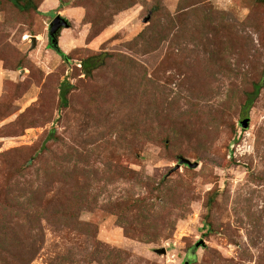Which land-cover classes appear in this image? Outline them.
Instances as JSON below:
<instances>
[{"label": "rangeland", "instance_id": "obj_1", "mask_svg": "<svg viewBox=\"0 0 264 264\" xmlns=\"http://www.w3.org/2000/svg\"><path fill=\"white\" fill-rule=\"evenodd\" d=\"M30 2L0 0V264H264V0Z\"/></svg>", "mask_w": 264, "mask_h": 264}, {"label": "water", "instance_id": "obj_2", "mask_svg": "<svg viewBox=\"0 0 264 264\" xmlns=\"http://www.w3.org/2000/svg\"><path fill=\"white\" fill-rule=\"evenodd\" d=\"M68 28H70V24L66 19H64L60 15L55 17V19L52 21V23L50 25V31H49L50 39H51L54 46L58 47L59 38H60L62 31L64 29H68ZM34 45H35V40H34ZM249 123H250V120L245 119L242 122V126L244 128H248ZM181 163L188 165L190 168H197L198 167V163H192L191 161H189L187 159H182ZM162 252L165 253V250L161 251V253Z\"/></svg>", "mask_w": 264, "mask_h": 264}, {"label": "trees", "instance_id": "obj_3", "mask_svg": "<svg viewBox=\"0 0 264 264\" xmlns=\"http://www.w3.org/2000/svg\"><path fill=\"white\" fill-rule=\"evenodd\" d=\"M13 2L21 10H29V8H31L33 6L32 2H30V0L24 2V4L21 3L22 0H13ZM61 4L63 6H67L68 5V3L65 2V0H61ZM54 48L55 49H58V47H56V46H54ZM60 54L64 55L62 52H60ZM91 62H92V60L85 61L84 62V67L87 68L88 66H94L95 63H91ZM91 64H93V65H91ZM66 86H68L67 83H65V85L63 86V89H62V94L63 95L61 96V99H62L61 102H62V104H63L64 107L68 105V98L66 97V94H67ZM260 87H261L260 83H259V85H256L255 86V90L252 93V94H254V96H257L258 95V93L260 92ZM253 103H254V99H252V97L251 98L249 97L248 100H247V104L246 105L249 107Z\"/></svg>", "mask_w": 264, "mask_h": 264}]
</instances>
